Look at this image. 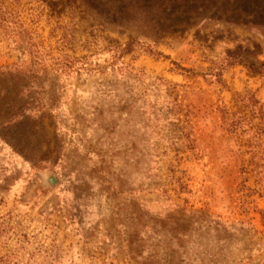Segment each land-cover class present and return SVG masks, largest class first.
<instances>
[{"label":"rangeland","instance_id":"374dc122","mask_svg":"<svg viewBox=\"0 0 264 264\" xmlns=\"http://www.w3.org/2000/svg\"><path fill=\"white\" fill-rule=\"evenodd\" d=\"M0 260L264 264V0H0Z\"/></svg>","mask_w":264,"mask_h":264},{"label":"trees","instance_id":"16d2710c","mask_svg":"<svg viewBox=\"0 0 264 264\" xmlns=\"http://www.w3.org/2000/svg\"><path fill=\"white\" fill-rule=\"evenodd\" d=\"M151 52L153 53V54H157V55H161L162 53H160V52H156V53H154L152 50H151ZM0 264H5L4 262H3V260H0Z\"/></svg>","mask_w":264,"mask_h":264},{"label":"water","instance_id":"95a60500","mask_svg":"<svg viewBox=\"0 0 264 264\" xmlns=\"http://www.w3.org/2000/svg\"><path fill=\"white\" fill-rule=\"evenodd\" d=\"M51 182H52V183H54V180H53V179H51Z\"/></svg>","mask_w":264,"mask_h":264}]
</instances>
